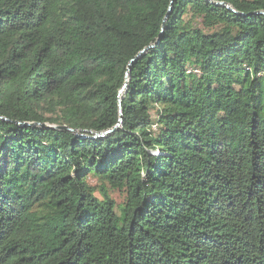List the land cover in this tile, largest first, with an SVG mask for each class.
<instances>
[{"label":"trees","instance_id":"obj_1","mask_svg":"<svg viewBox=\"0 0 264 264\" xmlns=\"http://www.w3.org/2000/svg\"><path fill=\"white\" fill-rule=\"evenodd\" d=\"M259 11L0 0V264H264Z\"/></svg>","mask_w":264,"mask_h":264},{"label":"water","instance_id":"obj_2","mask_svg":"<svg viewBox=\"0 0 264 264\" xmlns=\"http://www.w3.org/2000/svg\"><path fill=\"white\" fill-rule=\"evenodd\" d=\"M174 0H172L173 2ZM215 4L219 5V6H224L226 8H228L230 11H233V12H236L238 14H240L238 11H236V9L234 7H232L229 3L225 2V1H216ZM258 14H263L264 11H259L257 12ZM149 47L143 49L137 56H136V59L141 56L142 54H144L146 52V50L148 49ZM136 59H132L129 66H128V69H127V72H126V82L124 84V86L121 88L120 90V94L122 95L123 92H125L127 86H128V81H129V77H130V72H131V69H132V64L136 61ZM121 100H122V96H120V101H119V104H120V118H119V121L118 123L114 126V128H110V129H106L104 131H97V132H94V135L92 136L93 138H96V137H105L106 135L112 133L116 128H118L121 124H122V121H123V117H122V103H121ZM2 120L3 121H7V122H14L10 119H8L7 117H4V116H1ZM17 124L19 125H24V126H31V125H42L44 127H47V126H51V125H48L47 123L45 124H41V123H36V122H21V121H17L16 122ZM54 127H57V128H60V129H64V130H70V131H74L75 133L79 134L78 131H76L75 129L69 127V126H66V125H60V126H54ZM81 137H86L85 135H80Z\"/></svg>","mask_w":264,"mask_h":264},{"label":"rangeland","instance_id":"obj_3","mask_svg":"<svg viewBox=\"0 0 264 264\" xmlns=\"http://www.w3.org/2000/svg\"><path fill=\"white\" fill-rule=\"evenodd\" d=\"M113 196H114L116 199H118V200H123V198H124V194H123V192H119V191L114 192V193H113Z\"/></svg>","mask_w":264,"mask_h":264},{"label":"built area","instance_id":"obj_4","mask_svg":"<svg viewBox=\"0 0 264 264\" xmlns=\"http://www.w3.org/2000/svg\"><path fill=\"white\" fill-rule=\"evenodd\" d=\"M195 71H198V70H195Z\"/></svg>","mask_w":264,"mask_h":264}]
</instances>
